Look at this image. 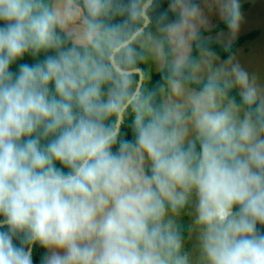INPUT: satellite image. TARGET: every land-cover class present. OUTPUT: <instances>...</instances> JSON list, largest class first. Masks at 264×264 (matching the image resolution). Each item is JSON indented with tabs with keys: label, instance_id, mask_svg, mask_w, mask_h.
I'll list each match as a JSON object with an SVG mask.
<instances>
[{
	"label": "clouds",
	"instance_id": "obj_1",
	"mask_svg": "<svg viewBox=\"0 0 264 264\" xmlns=\"http://www.w3.org/2000/svg\"><path fill=\"white\" fill-rule=\"evenodd\" d=\"M241 4L0 0V264H264Z\"/></svg>",
	"mask_w": 264,
	"mask_h": 264
},
{
	"label": "rangeland",
	"instance_id": "obj_2",
	"mask_svg": "<svg viewBox=\"0 0 264 264\" xmlns=\"http://www.w3.org/2000/svg\"><path fill=\"white\" fill-rule=\"evenodd\" d=\"M243 4L249 8L242 13L244 22L238 37L253 31L258 34L241 45L235 55L250 72L264 78V0H242ZM219 24L215 23L213 30Z\"/></svg>",
	"mask_w": 264,
	"mask_h": 264
},
{
	"label": "trees",
	"instance_id": "obj_3",
	"mask_svg": "<svg viewBox=\"0 0 264 264\" xmlns=\"http://www.w3.org/2000/svg\"><path fill=\"white\" fill-rule=\"evenodd\" d=\"M249 8V5L248 4H243L241 5V12L243 13L244 11H246L247 9ZM221 30H224V25L223 24H219L214 30L213 32H216V31H221ZM258 34L257 31H253L251 33H247V34H244V35H241L239 36L235 43H234V46H233V51L234 53L236 54L238 48L243 45L246 41L248 40H252L254 39V37H256V35ZM221 56L224 55V53H220ZM157 77H153V80H156ZM41 255V250L39 249H34V252H33V258H34V261L37 262L38 264V260H39V257Z\"/></svg>",
	"mask_w": 264,
	"mask_h": 264
}]
</instances>
